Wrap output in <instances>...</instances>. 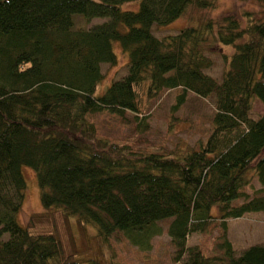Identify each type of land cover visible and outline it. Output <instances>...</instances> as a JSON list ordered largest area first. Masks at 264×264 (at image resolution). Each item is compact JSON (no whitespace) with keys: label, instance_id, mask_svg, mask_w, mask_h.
I'll use <instances>...</instances> for the list:
<instances>
[{"label":"trees","instance_id":"obj_1","mask_svg":"<svg viewBox=\"0 0 264 264\" xmlns=\"http://www.w3.org/2000/svg\"><path fill=\"white\" fill-rule=\"evenodd\" d=\"M127 1L138 6L122 8ZM256 1L264 11V0ZM215 3L0 0V264H118L66 250L58 222L82 233L92 224L102 244L121 232L149 250L166 218L170 264H264V243L236 253L227 235L229 218L264 211V17L247 12L245 25L228 15L160 36L152 30L190 6ZM79 15L106 19L75 26ZM114 42L127 54L126 72L97 94L102 63L118 60ZM218 45L234 48L222 53L219 79L206 71ZM171 88L179 91L173 110L188 91L214 95L212 129L197 147L139 150L98 133L92 116L104 110L132 111L144 131V102ZM254 99L263 104L258 116ZM23 166L34 169L43 206L28 224L18 220ZM253 178L261 186L250 194ZM215 218V247L187 244L190 232H207ZM44 223L50 229H34Z\"/></svg>","mask_w":264,"mask_h":264},{"label":"rangeland","instance_id":"obj_2","mask_svg":"<svg viewBox=\"0 0 264 264\" xmlns=\"http://www.w3.org/2000/svg\"><path fill=\"white\" fill-rule=\"evenodd\" d=\"M138 1H127L122 8L135 9ZM252 13L253 18L264 17V11L256 0H216L214 6L209 8L188 7L177 18L164 23H155L152 30L156 35L177 32L189 24H197L205 18L221 20L223 17L232 15L245 25L248 18L246 13ZM104 17H94L87 21L82 16L75 17V26H90L103 21ZM114 50L118 60L114 64L102 63L101 69L104 78L99 83L96 93L100 94L115 78L126 72V55L119 50L120 45L114 42ZM231 45H218L211 53L213 64L206 71L218 79L220 78L224 60L222 53H232ZM178 89L164 90L158 96L145 103L146 122L144 131H137L134 113L126 110L123 116L104 110L92 116L97 125L100 135L105 138L128 142L132 147L139 150L159 149L164 152L176 148L197 147L200 141H204L212 129V115L214 112V95L200 96L193 91H188L185 101L176 110L172 106L176 102ZM263 110V104L254 99L251 114L258 116ZM141 117V114H139ZM23 174L27 181L25 198L18 214V220L22 224H28L33 212L41 211L43 206L39 196V186L34 169L23 166ZM253 186L246 190L254 194V189L261 186L256 178L252 179ZM216 207L213 208V212ZM207 232L192 231L187 235V244H199L205 247H215L220 232L219 221L215 218ZM169 218L159 220L162 227L161 233L152 238V247L149 250H141L132 244L121 232H116L108 239V243H100L93 238L95 227L87 224L84 233L79 227L71 222L70 228L64 226V222H58L59 233L63 239L66 250H77V257L86 260L91 256L101 259H110L118 264H170L174 251L171 237L167 232ZM227 235L233 243L236 253L253 243H264V211L246 213L241 217L227 220ZM50 225L38 224L34 229L47 231ZM7 236V235H6Z\"/></svg>","mask_w":264,"mask_h":264}]
</instances>
